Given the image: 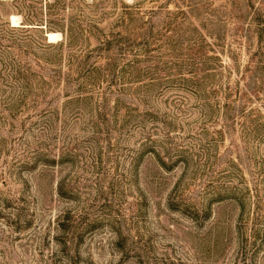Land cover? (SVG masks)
Wrapping results in <instances>:
<instances>
[{"label": "rangeland", "instance_id": "374dc122", "mask_svg": "<svg viewBox=\"0 0 264 264\" xmlns=\"http://www.w3.org/2000/svg\"><path fill=\"white\" fill-rule=\"evenodd\" d=\"M75 261L264 264V0H0V264Z\"/></svg>", "mask_w": 264, "mask_h": 264}, {"label": "trees", "instance_id": "16d2710c", "mask_svg": "<svg viewBox=\"0 0 264 264\" xmlns=\"http://www.w3.org/2000/svg\"><path fill=\"white\" fill-rule=\"evenodd\" d=\"M45 5L47 6L49 4L45 3ZM47 15H48V17L46 16V18L40 19L38 13H36L33 10H30L27 13V15L25 17H23V21L26 22V23H31V24H28V25L35 24L37 26H43L44 30L49 31V33H60L63 36H65V31L63 29L57 27L55 25V23H53V21L50 20L49 14H47ZM61 245L63 247V250H60V251L61 252L65 251V253L68 254L67 253L68 247L66 246V243H62V241H61ZM67 257H68V255H67ZM75 264H78L77 261H75Z\"/></svg>", "mask_w": 264, "mask_h": 264}, {"label": "bare ground", "instance_id": "6f19581e", "mask_svg": "<svg viewBox=\"0 0 264 264\" xmlns=\"http://www.w3.org/2000/svg\"><path fill=\"white\" fill-rule=\"evenodd\" d=\"M14 20V19H13ZM13 22V21H12ZM14 23V22H13ZM47 38L49 42H53L56 39V35L54 33H48Z\"/></svg>", "mask_w": 264, "mask_h": 264}, {"label": "water", "instance_id": "95a60500", "mask_svg": "<svg viewBox=\"0 0 264 264\" xmlns=\"http://www.w3.org/2000/svg\"><path fill=\"white\" fill-rule=\"evenodd\" d=\"M46 37H47V34H46Z\"/></svg>", "mask_w": 264, "mask_h": 264}]
</instances>
